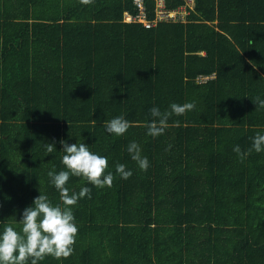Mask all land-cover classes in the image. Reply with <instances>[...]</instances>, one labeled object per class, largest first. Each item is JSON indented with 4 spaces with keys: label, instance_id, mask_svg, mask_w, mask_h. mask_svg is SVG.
Returning <instances> with one entry per match:
<instances>
[{
    "label": "trees",
    "instance_id": "obj_1",
    "mask_svg": "<svg viewBox=\"0 0 264 264\" xmlns=\"http://www.w3.org/2000/svg\"><path fill=\"white\" fill-rule=\"evenodd\" d=\"M184 4L186 21L149 27L125 19L133 0H0V233L19 231L41 193L63 206L48 176L66 170L61 141L106 157L114 176L103 188L70 176V194L91 189L72 207L73 254L38 264H264V151H233L264 134V0H166ZM189 102L148 135L153 107ZM119 116L123 136L105 127Z\"/></svg>",
    "mask_w": 264,
    "mask_h": 264
},
{
    "label": "clouds",
    "instance_id": "obj_2",
    "mask_svg": "<svg viewBox=\"0 0 264 264\" xmlns=\"http://www.w3.org/2000/svg\"><path fill=\"white\" fill-rule=\"evenodd\" d=\"M83 5H92L95 0H79ZM253 69L257 68L255 61H249ZM256 107L264 108V100L257 97L254 100ZM195 108L194 102L178 104L172 103L170 111L161 112L158 107H153L151 111L153 119L145 126L148 129V135L158 137L164 133L168 127L169 117L173 114L180 116L192 111ZM106 130L116 136H123L131 127V124L123 116L115 117L105 121ZM65 155L62 157V163L66 170L58 173L49 171L48 176L52 184L60 193V204L53 205L48 197L40 194L34 198L33 206L24 209L20 230L13 226H6L0 233V264H38L48 256L59 259L69 258L74 251L78 227L75 223V216L72 207L75 206L81 198H91V189L83 187L79 193H71L66 187L70 176L81 177L83 180L98 188L105 186L112 187L114 176L106 170L109 167L108 159L104 156L93 153L84 143L69 144L61 141ZM253 150L260 153L264 151V134L257 133L253 138L252 147L247 152H242L237 145L233 151L236 152L241 162ZM47 153L54 151L53 143L46 147ZM127 151L132 159L137 162L139 168L147 171L149 161L147 157L141 156L139 145L132 142L128 145ZM116 173L122 179H128L132 172L126 169L124 164H116Z\"/></svg>",
    "mask_w": 264,
    "mask_h": 264
},
{
    "label": "built area",
    "instance_id": "obj_3",
    "mask_svg": "<svg viewBox=\"0 0 264 264\" xmlns=\"http://www.w3.org/2000/svg\"><path fill=\"white\" fill-rule=\"evenodd\" d=\"M137 12L132 13L129 11L125 12V19L128 21H135L139 20L145 23L146 26L155 25L158 21L162 20H172V21H186L187 14L189 13L186 4L181 5L177 8H168L166 5V0H157L156 7H155V19H148L147 18V5L146 0H133ZM193 0H187V4H191ZM208 75L201 74L199 75V81L207 80Z\"/></svg>",
    "mask_w": 264,
    "mask_h": 264
}]
</instances>
